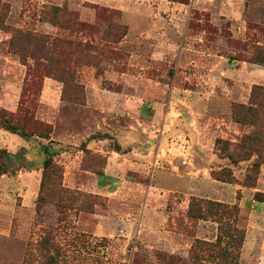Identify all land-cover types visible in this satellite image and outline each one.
Masks as SVG:
<instances>
[{
    "label": "rangeland",
    "instance_id": "1",
    "mask_svg": "<svg viewBox=\"0 0 264 264\" xmlns=\"http://www.w3.org/2000/svg\"><path fill=\"white\" fill-rule=\"evenodd\" d=\"M263 58L264 0H0V264H262Z\"/></svg>",
    "mask_w": 264,
    "mask_h": 264
},
{
    "label": "trees",
    "instance_id": "2",
    "mask_svg": "<svg viewBox=\"0 0 264 264\" xmlns=\"http://www.w3.org/2000/svg\"><path fill=\"white\" fill-rule=\"evenodd\" d=\"M54 9L56 10H59L60 8L58 6L54 7ZM264 59V58H263ZM259 62V61H257ZM260 64H263L264 66V60H262V62H259ZM255 88H257L258 86H254ZM0 127L6 129V130H9L13 133H17L19 135H24V134H27L25 130L19 132L18 131V126L16 124H14L12 122V120L7 117L5 114H1L0 115ZM0 152H4V156L7 158V161L6 162H0V175L2 174H5V173H8L10 170L13 171L14 169L11 168V157H13L14 155L13 154H10L9 152H6V151H0ZM49 160H46L45 163H48ZM209 204H214V205H217V206H220V207H225L224 205H222L221 203L219 202H207ZM225 208H222V211H225L224 210ZM189 214L191 216H194V217H201L202 216V213L201 211L199 210V208H189L188 210ZM239 239L241 240L242 239V235H240ZM221 241V237L220 235H217L216 237V244H218L217 242L220 243ZM41 247L42 249H49V244L46 240H42L41 242ZM237 253V252H236ZM235 252H231V251H228V250H225L223 251V253L221 254V258H220V262L221 264H237V255H236Z\"/></svg>",
    "mask_w": 264,
    "mask_h": 264
},
{
    "label": "water",
    "instance_id": "3",
    "mask_svg": "<svg viewBox=\"0 0 264 264\" xmlns=\"http://www.w3.org/2000/svg\"><path fill=\"white\" fill-rule=\"evenodd\" d=\"M37 161L41 162L44 158L52 157L55 154V150L52 145H45L41 143H36V146L33 149Z\"/></svg>",
    "mask_w": 264,
    "mask_h": 264
},
{
    "label": "crops",
    "instance_id": "4",
    "mask_svg": "<svg viewBox=\"0 0 264 264\" xmlns=\"http://www.w3.org/2000/svg\"><path fill=\"white\" fill-rule=\"evenodd\" d=\"M106 176V175H105ZM244 245H246V243L244 244ZM245 247V246H244ZM262 264H264V255H263V261H262Z\"/></svg>",
    "mask_w": 264,
    "mask_h": 264
}]
</instances>
